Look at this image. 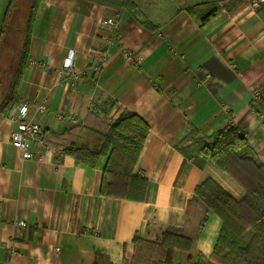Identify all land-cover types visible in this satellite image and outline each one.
Returning a JSON list of instances; mask_svg holds the SVG:
<instances>
[{"label": "crops", "instance_id": "1", "mask_svg": "<svg viewBox=\"0 0 264 264\" xmlns=\"http://www.w3.org/2000/svg\"><path fill=\"white\" fill-rule=\"evenodd\" d=\"M31 1L17 0L11 15L18 22L0 48L13 33L21 35ZM10 2L0 0V34ZM125 2L42 0L36 11L17 102L8 114L0 110V264H95L99 254L101 264H132L136 233L153 242L165 231L193 240L191 251L175 250L173 264H199L211 257L222 220L196 187L212 178L236 199L245 193L212 161L200 169L175 144L189 128L208 137L234 124L264 164V2ZM213 6L205 21L188 10ZM107 17L119 21L117 40L94 74ZM70 56L71 69L65 67ZM4 71L0 102L11 84ZM42 100L47 112L36 109ZM23 103L29 104L24 120L57 132L94 110L109 122L123 110L139 115L150 127L136 169L151 182L146 201L100 194L105 157L86 167L31 142L33 157L26 158L12 142Z\"/></svg>", "mask_w": 264, "mask_h": 264}, {"label": "trees", "instance_id": "2", "mask_svg": "<svg viewBox=\"0 0 264 264\" xmlns=\"http://www.w3.org/2000/svg\"><path fill=\"white\" fill-rule=\"evenodd\" d=\"M41 1H31L25 27H20V36L14 35L21 45L20 58L7 94L0 102V110L6 108V114L17 102L18 88L29 60L32 24ZM16 2L11 0L6 10L0 40H4L9 27L18 22L12 20L11 15ZM131 7L138 16V6ZM216 8L213 6L204 12L196 7L188 10L205 21ZM143 23L151 26L147 20ZM149 135L148 123L129 110H123L110 122L94 110L87 114L83 123L69 130L57 132L44 127L38 137L44 145L56 148L59 154L72 156L86 167H96L105 157L100 194L143 202L148 197L151 182L136 169ZM175 146L200 169L212 161L245 193L243 198L236 199L212 178L196 187V196L222 220L211 257L199 264H264V164L251 148L245 133L234 124H227L208 137H201L196 129L189 128ZM133 242L132 264H173L175 250L191 251L193 248L190 237L168 231L153 242L141 239L137 232ZM104 259L99 254L95 264H101ZM187 264H192L191 260Z\"/></svg>", "mask_w": 264, "mask_h": 264}, {"label": "built area", "instance_id": "3", "mask_svg": "<svg viewBox=\"0 0 264 264\" xmlns=\"http://www.w3.org/2000/svg\"><path fill=\"white\" fill-rule=\"evenodd\" d=\"M264 0H253L252 5L253 6H259L261 3H263ZM101 25L103 28H105L107 31L106 37H105V49L101 50L98 56V61L92 65L94 74L99 73L102 70L103 65L106 62L107 56L109 54V47L115 43L117 40V32L119 28V21L115 17H107L102 19ZM125 56L128 59H131L132 55L129 52L125 53ZM66 68H72L73 67V57H68L67 61L65 62ZM36 109L39 112H47L49 110L48 103L46 100H42L40 102L36 103ZM29 110V104L23 103L20 105L17 117L19 119L17 129L12 134V142L14 145L22 148L24 150V156L26 158H32L33 153L28 151L29 144L31 142H42L38 135L41 132V126L38 123L31 122L24 120L23 118L27 114ZM57 249H59L57 247Z\"/></svg>", "mask_w": 264, "mask_h": 264}, {"label": "rangeland", "instance_id": "4", "mask_svg": "<svg viewBox=\"0 0 264 264\" xmlns=\"http://www.w3.org/2000/svg\"><path fill=\"white\" fill-rule=\"evenodd\" d=\"M17 41L14 38V33L10 36L9 40H5L0 48V71L3 69L7 70L3 72V75L10 77L14 69L18 66V60L20 58L19 49L20 44L16 45Z\"/></svg>", "mask_w": 264, "mask_h": 264}]
</instances>
